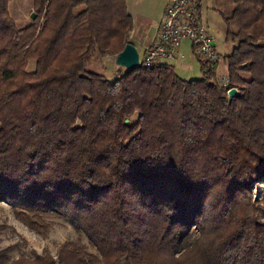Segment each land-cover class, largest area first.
I'll return each instance as SVG.
<instances>
[{
    "label": "trees",
    "instance_id": "16d2710c",
    "mask_svg": "<svg viewBox=\"0 0 264 264\" xmlns=\"http://www.w3.org/2000/svg\"><path fill=\"white\" fill-rule=\"evenodd\" d=\"M0 0V202L42 232L55 214L103 264H264L250 184L264 178V0L221 15L225 82L167 63L88 71L132 29L125 0H31L17 27ZM28 14V15H29ZM33 62L32 70L26 66ZM236 87L227 100L225 91ZM0 264H96L63 242L55 256Z\"/></svg>",
    "mask_w": 264,
    "mask_h": 264
},
{
    "label": "rangeland",
    "instance_id": "374dc122",
    "mask_svg": "<svg viewBox=\"0 0 264 264\" xmlns=\"http://www.w3.org/2000/svg\"><path fill=\"white\" fill-rule=\"evenodd\" d=\"M126 11L131 16L132 29L128 35V41L132 43L140 57L142 47L140 42L156 30L155 25L159 21L163 0H125ZM233 6L232 0H202L201 18L207 26V33L215 40L214 51L216 63L214 66L215 77L220 83L225 82V61L223 56L228 54L236 41L224 40V24L221 15L227 13ZM7 11L14 25L20 27L29 21L31 0H10ZM158 23V22H157ZM134 31V32H132ZM181 57L162 59V63L173 65L174 72L183 79L197 78L200 76L198 60L194 55L189 42L182 40L179 45ZM112 55L96 57L85 67L88 71H94L107 78H112L115 66L111 63ZM33 62H29L26 70H32ZM250 200L256 207L255 215L260 222H264V178L259 177L250 184ZM46 228L42 232L29 229L23 222L17 220L10 207L0 202V250L7 248V256L32 257L35 253H48L52 257L63 242H70L76 246L84 247L85 251L95 255L96 264H103L100 256L81 232L75 231L70 223L55 215L48 214L44 218Z\"/></svg>",
    "mask_w": 264,
    "mask_h": 264
},
{
    "label": "built area",
    "instance_id": "2783aa9c",
    "mask_svg": "<svg viewBox=\"0 0 264 264\" xmlns=\"http://www.w3.org/2000/svg\"><path fill=\"white\" fill-rule=\"evenodd\" d=\"M201 3L202 0H165L155 34L142 45L138 64L150 66L162 63V59L182 56L178 52L182 40L189 42L191 50L201 62L212 64L216 52L201 18Z\"/></svg>",
    "mask_w": 264,
    "mask_h": 264
},
{
    "label": "water",
    "instance_id": "95a60500",
    "mask_svg": "<svg viewBox=\"0 0 264 264\" xmlns=\"http://www.w3.org/2000/svg\"><path fill=\"white\" fill-rule=\"evenodd\" d=\"M29 17L32 19L34 17V13L31 12ZM210 44L213 45V42L211 41ZM137 59L138 55L135 46L130 42H125L122 45V48L112 55L111 63L115 67H119L124 70H130L138 65ZM236 91V87L234 86L228 87L226 89L225 94L228 101L232 96L235 95Z\"/></svg>",
    "mask_w": 264,
    "mask_h": 264
},
{
    "label": "crops",
    "instance_id": "0c3cea01",
    "mask_svg": "<svg viewBox=\"0 0 264 264\" xmlns=\"http://www.w3.org/2000/svg\"><path fill=\"white\" fill-rule=\"evenodd\" d=\"M164 2H165V0H163V4H164ZM162 7H163V5H162ZM161 11H162V9H161ZM160 15H161V13H160ZM159 19H160V16H159ZM158 19V20H159ZM158 22V21H157ZM157 22H156V24H157ZM155 27H156V25H155ZM155 31L156 30H154V32L151 34V35H149V36H147V37H145L141 42H140V45H141V47H142V45H144V44H146L153 36H154V34H155ZM132 32H134V31H132ZM212 42H213V45L215 44V40H213L212 39ZM180 45V44H179ZM178 52L179 53H181L180 51H179V48H178ZM177 57H181L180 55H175L173 58H177ZM166 63V62H165ZM168 64V63H167ZM172 67H173V65L172 64H170ZM117 74V71H115V73H114V75L113 76H115ZM112 76V77H113Z\"/></svg>",
    "mask_w": 264,
    "mask_h": 264
}]
</instances>
